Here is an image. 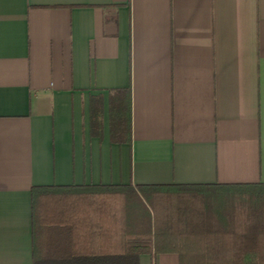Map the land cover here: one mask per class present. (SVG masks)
Instances as JSON below:
<instances>
[{"label": "crops", "instance_id": "0c3cea01", "mask_svg": "<svg viewBox=\"0 0 264 264\" xmlns=\"http://www.w3.org/2000/svg\"><path fill=\"white\" fill-rule=\"evenodd\" d=\"M229 183H264V0H0V264L33 187Z\"/></svg>", "mask_w": 264, "mask_h": 264}, {"label": "trees", "instance_id": "16d2710c", "mask_svg": "<svg viewBox=\"0 0 264 264\" xmlns=\"http://www.w3.org/2000/svg\"><path fill=\"white\" fill-rule=\"evenodd\" d=\"M31 199L33 264H264V183L36 186Z\"/></svg>", "mask_w": 264, "mask_h": 264}]
</instances>
